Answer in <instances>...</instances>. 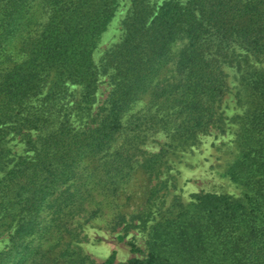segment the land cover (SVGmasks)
Wrapping results in <instances>:
<instances>
[{
	"label": "trees",
	"instance_id": "16d2710c",
	"mask_svg": "<svg viewBox=\"0 0 264 264\" xmlns=\"http://www.w3.org/2000/svg\"><path fill=\"white\" fill-rule=\"evenodd\" d=\"M120 1L0 0V234L9 231L0 264H93L73 219L101 213L84 209L89 183L109 188L132 169L125 149L110 148L124 114L147 96L150 106L135 119L154 116L169 139L192 143L215 119L226 89L221 65L233 47L264 64V0H128L117 42L94 63ZM100 76L109 90L92 119ZM240 81L249 109L224 174L241 196L198 192L150 219L140 209L114 212L117 239L130 229L146 234L143 249L127 243L139 256L121 264H264V71L245 64ZM75 116L87 120L77 127ZM138 135L125 134V144ZM14 138L23 152L11 159L5 143ZM160 156L161 149L144 157L141 169L150 171ZM113 259L111 252L99 264Z\"/></svg>",
	"mask_w": 264,
	"mask_h": 264
},
{
	"label": "rangeland",
	"instance_id": "374dc122",
	"mask_svg": "<svg viewBox=\"0 0 264 264\" xmlns=\"http://www.w3.org/2000/svg\"><path fill=\"white\" fill-rule=\"evenodd\" d=\"M127 6L128 0H121L100 33L92 52L94 63L99 61L104 50L117 42L120 35L119 21L123 18ZM182 44L181 40L171 45V59L167 69L160 73L158 77L160 81L171 74L175 55ZM232 58L228 63L224 62L221 65V70L225 74L226 89L217 103L215 119L205 133H198L195 136L192 143L190 140L178 143L169 139L167 131L153 125L156 119L154 116L139 114V119H135L133 114L141 108L150 106L147 103V96H143L124 114L120 134L110 148L112 151L118 147L125 149L123 154L128 156L132 169L109 188L107 185L103 189L100 184L89 183L92 197L85 201L84 209L98 207L101 213L89 220L79 216L73 219L79 232L78 245L93 264H99L111 252L114 254L112 264H121L133 256H139L129 252L128 242H133L139 249L144 248L146 234L140 229H130L122 240L117 239L118 235H122V231L119 226L114 228L116 221L113 222L111 219L116 211L129 215L131 210L140 209L150 213V219L157 218V213L164 211L174 201L188 203L192 195L198 192L241 196L242 188L224 174L226 166L237 153L239 141L237 134L241 132L245 114L249 109L240 84V73L245 64H251L263 71L264 64L251 60L236 46L233 47ZM69 88H72V94L69 96L75 97L78 88L75 86ZM108 90L106 77L100 76L88 118L96 119L101 114L99 109ZM75 118L73 125L77 127L87 120L86 117ZM136 132L139 133V137L134 143L125 144V134L130 138ZM5 148L7 156L11 159L23 152L22 143L17 138L7 141ZM160 149L162 156L156 159L153 168L148 172L143 171L140 167L143 158ZM126 169L124 168L123 172ZM102 192L106 193V199L103 198ZM112 192L114 195H111ZM8 233L9 231L3 228L0 234V250L8 243Z\"/></svg>",
	"mask_w": 264,
	"mask_h": 264
}]
</instances>
